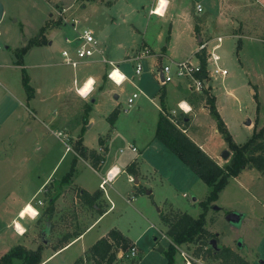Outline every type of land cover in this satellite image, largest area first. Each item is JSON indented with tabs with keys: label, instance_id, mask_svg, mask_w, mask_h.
Here are the masks:
<instances>
[{
	"label": "rangeland",
	"instance_id": "obj_1",
	"mask_svg": "<svg viewBox=\"0 0 264 264\" xmlns=\"http://www.w3.org/2000/svg\"><path fill=\"white\" fill-rule=\"evenodd\" d=\"M155 1L58 0L52 6L46 0H0L4 8V15L0 20V83L4 81L19 86L22 90L23 71L30 75L28 84L31 85H35L37 75L49 71V74L56 72L53 73L55 76L60 74L68 85H81V78H76L77 83L73 84L76 75L73 68L60 63L62 57L59 48L68 46L65 37L71 38L72 35L71 27L68 26L70 18L79 19V27L93 28L95 37L99 35L98 29L104 27L107 35L99 45L104 47L108 57L112 59L115 57L113 51L122 61L123 53L130 51L135 40L139 43L142 39L141 32L137 38L131 35L132 23L136 24L140 31H143L147 23L149 24L146 39L152 47L156 46L160 27L165 28L167 41L170 24L156 15L148 14ZM225 1L175 0V7L184 8L191 15L199 14L207 19L206 31L207 34L211 31V37L209 34H205L204 37L206 40L210 39L207 45L209 50L216 43L215 38L222 37L219 47L214 52L219 55L218 66L226 69L227 74L212 75L209 84L214 94L221 96L220 104L229 121L230 129H227L232 138L236 143H243L253 132L248 130L247 120L253 121L255 132L264 126V0L261 1L263 6L256 0H228L230 3L228 7ZM197 4L201 6L200 10H197ZM70 5L72 7L63 13L64 17L58 16L63 7ZM132 8L135 12L130 14ZM245 8L248 9V14L244 11ZM66 19L68 24L60 25L65 23ZM43 25L44 28L53 27L43 32L40 30ZM185 27L186 22L182 21L183 36L187 37ZM54 32L56 40H60L59 44L53 43L51 47L42 49L32 48L23 58L24 68L14 64V61L17 64L19 58L17 47L33 42H45L43 33L50 35ZM234 33L253 35L261 41L242 36L239 38ZM6 45L10 48H6ZM197 46L198 43L195 51ZM40 50L51 53L53 57L50 55V61L57 63V66L38 67V63L41 62L38 56ZM58 55L60 61L57 59ZM149 57L142 60L143 69L141 75H137L139 79L137 88L134 89L126 81L120 86H115L107 80L106 84L112 89H117L120 95L116 104L119 111L113 122L108 119L113 109L106 111L105 104L95 107L93 106L95 102L92 103L90 99L75 103L76 108L68 117L71 126L78 121L81 123L78 129L83 128L84 132L78 137H81V144L83 141L85 149L90 150L89 153L94 152L93 150L99 151L100 137L107 138L106 162L100 169L97 168L98 172L78 159L81 155L91 163L93 156L96 155L80 154L76 150L78 137L66 136L63 131H60L61 135L58 137L55 125L48 123L47 119L42 125L38 121L39 117L31 113L35 104L25 100L23 91L19 100L3 90L0 84V257L20 243L29 250L41 249L39 264H95L90 256L89 247L100 235L110 229H118L131 240L137 251L135 256H131L127 252L128 248L117 249L116 258L111 264H167V250L171 238L166 234L168 224L164 220L171 221L182 212L194 218L198 217L202 210L199 203L206 197L208 186L154 136L159 112L157 91L160 83L152 71ZM188 58L192 64L199 63L195 53ZM185 59L187 58L169 60L163 57L161 63L171 64L173 67V62ZM123 62L119 64V70L133 74L135 64L130 61ZM95 67L98 66L91 64L78 67V72L80 73L81 69L96 70ZM209 68L212 69L213 65H209ZM49 74L45 76L49 77L50 85H57L60 78ZM184 81L173 76L167 82L168 88L177 90L175 83ZM139 89L143 91L142 94L138 93ZM227 89H231L233 97L226 94ZM254 91L257 93V100L253 96ZM133 92H137L139 96L134 99L131 107L124 111L123 109L127 108L126 99ZM202 93L205 94V91ZM208 93L212 94L210 91ZM94 96L96 101L100 99L99 92H95ZM107 98L111 99L110 96ZM173 99V94L169 91L168 106L172 107V103L175 106ZM90 105L92 109L89 110L87 118H95V122L92 126L86 127L83 116ZM178 114L175 122L179 128H183L182 113L179 111ZM6 115H9V118L2 124ZM215 123L210 113L207 116L200 114L198 121L186 127L188 134L210 136L208 143L212 147L218 148L222 142L225 144L229 156L226 159L218 157V163L222 165L230 160L232 151L221 134L214 133L211 125ZM29 127L31 130H28ZM263 137L264 131L259 139ZM63 140L70 144L72 152H67L63 159L59 160L66 147ZM129 144L135 145L137 151L129 150ZM120 149L124 151L121 152ZM218 150L221 155L224 149ZM72 157L78 159L75 165L79 170L74 174V167L72 175L63 180ZM134 158L138 161L141 174L139 186L125 171L126 164ZM110 164L124 170L112 183L105 184L102 190L99 183ZM47 177V183L50 181L51 183L46 187V191L36 192L40 183ZM75 182L89 191L99 192L96 203L100 210L106 211L112 205L94 224L100 215L99 211L82 201L79 196L81 188ZM20 198L29 201L35 208L36 200L42 201V205H39V214L34 217L32 224L26 226L27 230L21 236L17 235L20 233L17 232L14 221L11 222L19 208L17 202ZM229 212L239 214V221L227 220L226 215ZM26 216L31 218L30 215ZM19 221L26 223L28 219ZM204 227L206 229L204 236L194 242L176 246L170 264H217L219 259L206 252L195 254L197 246L203 240L209 241L212 238L216 239L218 248L229 247L249 264H264V176L255 168L248 167L237 177L230 178L216 201L208 205ZM83 232L84 234L71 243L67 250L58 254V249H62L73 236ZM42 234L44 236L41 238ZM159 246L163 248L161 252L157 251ZM12 264H20V260L14 259Z\"/></svg>",
	"mask_w": 264,
	"mask_h": 264
},
{
	"label": "crops",
	"instance_id": "obj_2",
	"mask_svg": "<svg viewBox=\"0 0 264 264\" xmlns=\"http://www.w3.org/2000/svg\"><path fill=\"white\" fill-rule=\"evenodd\" d=\"M256 1L259 2L263 6V4L261 2L263 0H256ZM167 2L168 3L166 5V8H165V10H164L162 15H159V14L156 15V14L150 13V9L154 5L152 7H150L149 10H148V14L149 15H156V16L160 17L163 21L168 22L170 24L169 25L170 26V32L168 34L169 38L167 39V41L165 39L166 38L165 37L166 36L165 35L166 34L165 28L160 27L158 29V33H157V37H156V43H155L156 46L152 47L150 45L148 39H146L147 32H148V29H149V24L147 23L146 26L143 28V31H140L139 27L136 24L132 23L133 26L130 27L131 28V30H130L131 35L137 38V36L140 35L139 32H141L143 37H142V39L140 40L139 43H137L138 41L135 40V42L133 43V45L130 48L129 52L127 51V52L123 53L124 57H123L122 61L120 60L121 57H119V56L117 57L118 54L117 53H113L112 49L109 50V53H111V51H112V54L115 57L113 56L114 57L113 59L109 58L108 57V53H106L105 50H104V47H101L99 45V43L102 42V39L104 40L106 38V35H107L106 30L104 29V27H101L100 29H98L99 30L98 37L94 36L95 40L97 42L96 46L100 50H102L103 55L105 54L104 56L107 59L114 61L116 63V65L118 66V68H119V64L121 62H123V61H125V62L126 61L127 62L130 61V62H133L135 64V61L132 59L134 53L137 52L138 50H142L144 48H147L149 52L143 58H141L140 63L142 65V60L144 58L150 56L149 58H151V65H152V68H153V70H152L153 73L155 71L154 68L156 67V69H157L158 66L161 64L163 57H165L166 59H169V60L188 58V56H191L193 53L196 52L195 49H196L197 43H199L201 41V39L205 38L204 35L207 34V31H206V27L208 25L207 24V19L205 17L199 16V14L198 15H191L190 12L186 11L184 8H176L175 7V0H167ZM228 4H230V3H229L228 0H226L225 1V5L227 7L229 6ZM244 11L248 14V9L247 8H245ZM134 12H135V9L132 8V10L129 13L133 14ZM3 15H4V8H3L2 17H3ZM49 15H51V13ZM77 15H78V13H77ZM69 16L72 17L71 15H69ZM73 16H75V14ZM122 16L124 17V15H122ZM182 21L186 22V27L185 28H186L187 37L183 36L184 32H183V29H181ZM66 24H68V22L62 23L60 25H66ZM60 25H58V26H60ZM44 26L45 25L41 26V28L44 27ZM68 26L71 27L70 24H68ZM52 27L51 26L45 27L44 28L45 30H43V32L48 30V29H50V28H52ZM195 27L198 28V32L197 33L195 31ZM88 28L91 29L93 31V33H94V29L93 28H91V27H88ZM71 33H72V35H71V39H72L75 36V32H74V30L72 28L70 30V34ZM210 33H211V31H209L208 34L210 35ZM43 34L45 35V39H46L45 42H40V43L33 42L31 44H26L25 46H22V47H17V49H19V50L21 48L27 47V50L25 51L24 54L21 55V57L18 58V59H21V63H22L21 65L16 64L15 61H14V64L16 66H18L20 68H24L25 67L24 64H23V58L30 50H32V48L38 47L39 49H42V47H51L53 45V43L59 44L58 42L60 40H56L57 39L56 38V32H54L53 34H50V35H46L45 33H43ZM234 34L238 35L239 38L242 36V37H249V38H252L254 40L261 41V39H258V38H256L253 35H249V34H245V33H239V34L238 33H234ZM209 37H211V35ZM164 44H165V49L162 50V46ZM121 47H122V45H121ZM6 48H10V46L6 45ZM65 48L71 49L70 44L68 46L60 47L59 51H61L62 49H65ZM38 52L40 53L38 56H40V59H41V62L38 63V65H37L38 67H40V66L49 67V66H53V65L57 66L56 65L57 63H54L53 61L52 62L50 61L51 60V56H52L51 53H48L46 50H40ZM58 56H57V59L60 61V56L59 57ZM60 63L64 64V63H62V61ZM91 64H95L96 66H98L97 68L95 67L96 70L91 68L90 71H87V70L83 71V69L80 68L81 69L80 73L78 72V70H79L78 67H83V66H86V65L89 66ZM123 64H124V62H123ZM134 68H135V65H134ZM109 69H110V65H108L106 63H103L100 60V57H98L97 55H96L95 58L92 57L90 59L82 61L77 67L73 68L74 74H76L74 76V78H73V84L77 83V79L76 78H81L82 79V83H81V85H79L80 88H79V86L68 85V83L65 80V78H62L60 74H58V76H55L53 74V73H56V72H51L49 74V71L48 72L44 71L42 75L39 74V75L36 76L37 81H35V85L29 84L32 87V89H33L32 90V94H31L30 97H27V92H26L24 86H22V90H21V88H19V86L11 85V84L5 83L4 81H3V83H0V84L2 85V89L3 90L7 91V93L9 95L15 97L16 99L22 98L21 96H22V91H23L24 92L23 95L25 96V100L27 102H33L35 104V108L32 109L33 111H31V113L33 115L35 114V116L39 117L38 121L42 125H44L45 119H47L48 123L53 124V125L56 126V129L58 130L57 132L63 131L66 136H72L73 138H77L78 136H82V133L84 132V131H82L83 128H80V130L78 129L79 128L78 126H80L81 123L78 121V119H76V121H78V122H75L71 126L70 123H69V118H68L69 115L72 113V110H74L76 108V104L75 103H80L81 101H86V100L90 99V101L92 103L95 102L94 105H93L95 107H97L100 104H105L106 105V111L109 112L112 109L113 110L117 109L119 111L118 106L116 105L117 104V99L120 97L119 92H117V89H112L110 86H108V84H106L107 80H109L106 77V73H107V71ZM142 69H143V65H142ZM75 70H77V72H75ZM124 72H122L125 75L124 81L128 82L129 85H131L134 89L137 88L138 84H139L138 83L139 79H137V77L141 75L140 74L141 72L139 74H136L135 73V69H134L133 74L129 73V72H126V71H124ZM48 74L49 75H54L55 77L60 78V80L58 81L57 85H54V86L50 85L49 77L45 76V75H48ZM26 75L28 76V79H31L29 74H26ZM35 75L36 74H34V76ZM39 78H41V80H39ZM88 80H89L88 83H91V85L92 84L93 85H92V90L87 94V92L90 89L87 90V89L84 88V86H85V84H87ZM122 83H121V85H122ZM175 85L177 87V90H175L174 88H170L169 89L167 83L163 84V85L160 84V86L158 87L157 95L159 97V105H157V106H158L159 112H160V95L163 92V94H164L165 112L168 114V117L170 119L176 120V117L179 115L178 113L180 111V113H182V116H183L182 117L183 118V122H182L183 128H181V129L185 131L186 135L191 140H193L203 151H205L211 158H213L218 163V157L221 156L220 153H219L220 150H218V148L225 149V147H226L225 144L222 142L221 145L218 148L212 147L208 143L210 136H196V134H194V133L193 134H188V130H187V127H186V126H189L191 123L196 122V120L198 121V116L200 114H204L206 116H207V114H209L208 106H207L206 100H205V94L202 93V92H196V91L189 90L188 87H187L186 81L177 82V83H175ZM208 85L210 86L209 91L215 97L216 109L218 110L220 116L224 120L227 128L230 129V125H229V121L227 119L226 113H225L224 109L222 108V105L220 104L221 96L219 94H214L213 89H211V84H209V82H208ZM115 86H120V85H115ZM78 88L80 90V93L77 92ZM186 90H189V92H187ZM169 91L173 94V98H174L173 102L175 101V106H174V103H172L171 104L172 107L168 106ZM95 92H99L100 93V99L98 101H96V97L94 96ZM138 92H140V94H142L143 91H141L139 89ZM226 94H228L229 97H233L232 96L233 93H232L231 89H227V93ZM115 95H116V97H115ZM107 96H110L111 99L112 98L113 99L112 100L111 99L108 100ZM228 96L226 95V97H228ZM184 103L189 105L190 109H186L185 106H183ZM90 109H92L91 105H90ZM168 109H170V110H168ZM89 110L83 116L85 118V121H86V124H85L86 127L92 126L93 123L95 122V118H93V119H90V118L88 119L87 118ZM159 112H158V114H159ZM51 113L53 114V116H51ZM10 114H11V112H10ZM8 118H9V115H6L5 118L2 120V124H4L5 121ZM157 119H158V116H157ZM252 122L253 121L251 120L250 125L246 124L249 131H253L254 130V124ZM156 123H157V121H156ZM211 126H212V129H213L214 133H218L217 128H216V123L214 125H211ZM82 127H84V126L82 125ZM155 127H156V125H155ZM28 130H31V127H29ZM101 138L102 137H100V141H99L100 145H101L99 147V149H98L99 151L93 150L96 155L101 157V161H99V163H98L96 168H94L92 166V162L89 163L88 159L82 157L81 155H79L80 157L78 158L81 161H83L86 165H90L93 168V170H95V172H98L97 171L98 167L100 169L105 164L106 155H107V151H108L107 138L106 139H101ZM78 139H81V137H78ZM233 140H234V138H233ZM146 144L148 145V143H146ZM68 145L70 146L69 143H68ZM82 145L84 146L83 141H82ZM129 145H133V144H129ZM133 146H135V145H133ZM145 148L147 149V146H145ZM89 151L90 150L87 148L85 155L86 154L89 155L90 154ZM123 151H124V149H123ZM162 151H164V150H162ZM67 152H72V151L71 150H68V151L64 150L62 155L59 157V160L63 159V156ZM78 159L72 157L71 165H70L69 169L64 174H66L70 170L71 166H73V168L75 167L74 174H75V172H77L79 170V168H76V165H75L77 163ZM59 160H57V163L59 162ZM131 162H133L134 165H135L134 168H135V170L137 172V175L130 174V173H128L126 171L128 165ZM110 166H112V165L110 164L109 166H107V169ZM115 166H117V165H115ZM125 168H126L125 171H126L127 175L129 177H132L133 182L135 184H138V186H139L140 185V175L141 174H139L140 172H139L138 161L135 158L134 159H130V161L126 164ZM245 169H247V168H245ZM123 170H121V171H123ZM47 180H48V177L46 179H44L40 183V185L37 188L36 192L37 191L38 192L42 191L44 193V191H46V187L51 183V181L47 183ZM74 180H75V175H74ZM75 183H77V182H75ZM77 184L81 188L80 190L83 189V190L88 191L89 193H93L94 192L93 190L89 191V190L83 188L82 185H80L79 183H77ZM39 200L40 199L36 200V202L34 203V205L37 208L36 210H37L38 214H39V205H42V201L40 200L41 203H39L38 202ZM17 204H18L17 207L19 206V208L16 210L15 215L12 217L11 222L14 221V225H15V227L17 229V232L20 233V234H17V235L21 236V234L24 233V232H21L18 229V224H21V226L26 231L27 230L26 226L27 225L29 226V224H32L33 221H34V218L32 217L33 215H30L31 218L26 216V215H29V214H26L25 216L23 215L24 208L26 207L27 204H29V201H24V199L20 198V200L17 202ZM111 207H112V205H110V207L107 210H109ZM106 211H104V213ZM104 213H102V215ZM102 215H98V217L95 219L93 224ZM19 219H21V220L28 219V222L24 223V222L19 221L20 222L19 223L18 222ZM81 234L83 235L84 232L80 233L79 235H77V237L73 236L71 241H69L66 245H64V247H62V249H58L57 250L58 254L62 253L63 251H65V249L71 243H73L76 239L80 238L82 236ZM105 234H102V236L105 235ZM100 237H101V235L98 238H100ZM18 245H20V243ZM56 255H55V257H56Z\"/></svg>",
	"mask_w": 264,
	"mask_h": 264
},
{
	"label": "trees",
	"instance_id": "obj_3",
	"mask_svg": "<svg viewBox=\"0 0 264 264\" xmlns=\"http://www.w3.org/2000/svg\"><path fill=\"white\" fill-rule=\"evenodd\" d=\"M43 29L44 27L40 30L43 31ZM195 31L196 33L198 32L197 27H195ZM239 43L240 41H238V46ZM164 49L165 46L162 47V50ZM26 50L27 47L21 48L18 52L19 57H21ZM195 54L198 56L202 66V73L200 76L204 77L206 75L205 54L202 53L199 55L197 52H195ZM17 64H22L21 59L17 60ZM23 74V86L27 92V97H30L33 89L28 84V76L24 71ZM253 96L257 100L256 91H254ZM205 100L209 113L215 119L217 131L221 134L228 148L232 151L230 160L222 165L217 163L193 140H191L186 133L179 128L177 122H172L170 120L168 114L165 112L163 92L160 95V112L158 114L154 136L157 137L170 151L177 155L186 166L208 186L206 197L199 203L202 210L198 217L194 218L191 215L182 212L171 221L168 219L164 220L168 224L166 234L171 238V243H169L167 250V264L172 262V254L176 250L177 245L194 242V240L206 234L204 224L207 207L211 202L216 201L220 191L225 187L230 178L237 177L242 170L248 167L255 168L264 176V137L263 139H259V137L263 135L264 126L259 131L255 132L253 130L251 136L245 142L236 143L227 129L224 120L216 109L214 95L209 94L206 90ZM89 109L90 107H88L87 111ZM117 112L118 110L114 109L109 114L108 119L111 122H113ZM76 150L79 151L80 154L86 153L85 147L81 144V139L76 141ZM90 154L95 153L91 152ZM99 161H101V157L98 155L93 156L92 166L96 168ZM134 166V163L131 162L126 171L130 174L137 175ZM72 173L73 166H71L70 170L64 175L63 180L71 176ZM79 196L82 201L94 206L99 211L100 215L104 213L96 203V199L99 196L97 190L93 193H89L82 189L79 191ZM130 241L131 240L118 229H110L107 231L106 235L98 238L89 247V253L95 264H111L116 258L117 249L124 250L133 246V243ZM205 246L207 248H205ZM40 252V248L29 250L21 245H16L0 257V264H12L14 259H19L20 264H39L41 259ZM201 252H206L210 256L219 259L217 264H249L229 247L223 246L218 250L212 249L207 240H203L195 250L196 255H200Z\"/></svg>",
	"mask_w": 264,
	"mask_h": 264
},
{
	"label": "built area",
	"instance_id": "obj_4",
	"mask_svg": "<svg viewBox=\"0 0 264 264\" xmlns=\"http://www.w3.org/2000/svg\"><path fill=\"white\" fill-rule=\"evenodd\" d=\"M46 1L49 2V4L53 6L58 0H46ZM159 3H160V0H156L154 6L150 9V13L156 14V8L159 5ZM166 5L164 6L163 12L166 8ZM71 7L72 5L68 7H63L62 12H59L58 16L64 17L63 13L66 12V10H69V8ZM196 7H197V10L201 9V6L199 4H197ZM67 20L68 19H66V22ZM70 20L71 22L69 24L71 28L74 30L75 36L72 39L69 37H65V41L72 46H71V49L65 48L61 50L62 63L75 68L82 61L90 59L94 57V55L98 54L100 57V60L103 63L110 65V69L107 71L106 77L109 80H111L115 85H121V83L125 79V75L119 70L116 63L112 60L107 59L103 55L102 50H100L96 46L97 42L95 40L93 31L89 28L79 27V19L77 18H70ZM221 39H222L221 36H217L215 38L216 43L211 47L210 50L207 48V45L210 39L206 40L205 38H203L198 43L197 50H196L197 54L200 55L204 53L206 57V63H205L206 75L204 77L200 76V74L202 73V66L200 64V61L198 64H192L189 58H187L180 62H173L172 63L173 67L171 66V64L161 63L158 66V68L154 71V74L157 77L159 83L166 84L169 80H171L173 76H176L178 78L184 79L186 81L188 89L191 91H196V92H203L206 90L209 91L210 86L208 85V82H209V78L212 75L224 76L227 74L226 69L220 68L218 66L217 62L219 61V55L214 52L219 47V43L221 42ZM148 52H149L148 49L144 48L134 53L132 59L135 61L134 69H135L136 74H139L141 72L142 65L140 63V60ZM209 65H213V68L210 69ZM91 90H92V87L87 92V94ZM138 93L133 92L132 95L126 99L127 108L123 109L124 111H127L131 107L132 103L134 102V99L138 96ZM170 120L172 122H175L174 119H170ZM56 135L60 137L61 132H56ZM65 146H66L65 147L66 151L68 150L72 151V148L68 145L67 142H65ZM128 149L133 152L137 150L136 147L133 145H129ZM120 151L122 152L123 149H120ZM120 173H121V170L117 166L115 165L110 166L106 170L104 176L101 177L99 187L102 188V190H104L105 184L111 183ZM38 202L41 203L40 200ZM136 251L137 249L133 245L130 248H128L127 252L129 255L135 256ZM120 254H122V251H120Z\"/></svg>",
	"mask_w": 264,
	"mask_h": 264
},
{
	"label": "bare ground",
	"instance_id": "obj_5",
	"mask_svg": "<svg viewBox=\"0 0 264 264\" xmlns=\"http://www.w3.org/2000/svg\"><path fill=\"white\" fill-rule=\"evenodd\" d=\"M167 0H160V3L159 5L157 6L156 8V14H163V9H164V6L167 4ZM91 81V80H90ZM89 80L87 81V84H85L84 88L85 89H91L92 85L91 83H88ZM80 88V87H79ZM78 88V92L80 93V90ZM183 106H185L186 109H190L189 108V105H187L186 103L183 104ZM30 204V203H29ZM27 204L26 207L24 208V211H23V215L25 216L26 214H34L32 217H36L38 215V212L36 210V208L33 206L34 210L32 209L31 205ZM18 229L21 231V232H25L24 228L21 226V224H18Z\"/></svg>",
	"mask_w": 264,
	"mask_h": 264
},
{
	"label": "water",
	"instance_id": "obj_6",
	"mask_svg": "<svg viewBox=\"0 0 264 264\" xmlns=\"http://www.w3.org/2000/svg\"><path fill=\"white\" fill-rule=\"evenodd\" d=\"M2 13H3V5H2V3L0 2V19H1V17H2ZM115 97H116V95H115ZM246 124H250V120H247ZM221 156H222V158L226 159V158H228V156H229V152H228L226 149H224V150L221 152ZM226 219L229 220V221H231V222H237V221H239L240 216H239V214H237V213L229 212V213H227V215H226ZM43 236H44V235L42 234V235H41V238H42ZM209 244L211 245V247H212L214 250H218V249H219V248L217 247L216 239H215V238L210 239V240H209ZM162 250H163V248H162L161 246H159V247L157 248V251H160V252H161Z\"/></svg>",
	"mask_w": 264,
	"mask_h": 264
}]
</instances>
